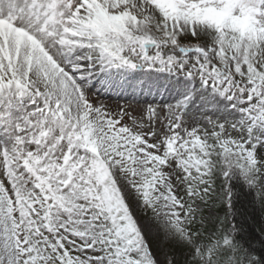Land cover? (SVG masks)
<instances>
[{"label":"snow or ice","instance_id":"1","mask_svg":"<svg viewBox=\"0 0 264 264\" xmlns=\"http://www.w3.org/2000/svg\"><path fill=\"white\" fill-rule=\"evenodd\" d=\"M234 175L264 206V0H0V264H264Z\"/></svg>","mask_w":264,"mask_h":264},{"label":"trees","instance_id":"2","mask_svg":"<svg viewBox=\"0 0 264 264\" xmlns=\"http://www.w3.org/2000/svg\"><path fill=\"white\" fill-rule=\"evenodd\" d=\"M231 190L232 222L237 226V236L244 246L255 255L264 253V206L256 190L250 187L240 176L229 180ZM218 211H224L223 208Z\"/></svg>","mask_w":264,"mask_h":264},{"label":"clouds","instance_id":"3","mask_svg":"<svg viewBox=\"0 0 264 264\" xmlns=\"http://www.w3.org/2000/svg\"><path fill=\"white\" fill-rule=\"evenodd\" d=\"M238 28L241 30V31H246L248 29V22L247 20L241 22L239 25H238Z\"/></svg>","mask_w":264,"mask_h":264}]
</instances>
